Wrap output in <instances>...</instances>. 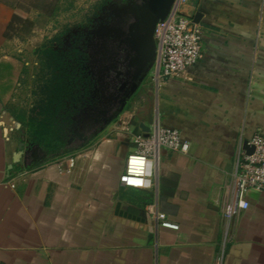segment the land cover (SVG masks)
Returning <instances> with one entry per match:
<instances>
[{
  "label": "crops",
  "instance_id": "obj_1",
  "mask_svg": "<svg viewBox=\"0 0 264 264\" xmlns=\"http://www.w3.org/2000/svg\"><path fill=\"white\" fill-rule=\"evenodd\" d=\"M23 2L0 0V264H264V192L249 191L230 223L223 215L244 142L264 136V0H191L181 12L200 15L202 60L140 90L85 146L28 164L12 105L31 33L53 25ZM156 116L189 151L163 150L150 189L123 187L134 137Z\"/></svg>",
  "mask_w": 264,
  "mask_h": 264
},
{
  "label": "flooded vegetation",
  "instance_id": "obj_2",
  "mask_svg": "<svg viewBox=\"0 0 264 264\" xmlns=\"http://www.w3.org/2000/svg\"><path fill=\"white\" fill-rule=\"evenodd\" d=\"M90 1L87 25L68 32L53 50L64 61L67 88L76 94L60 104L51 121L53 136L69 151L85 146L100 134L105 121L118 113L140 74L131 66L134 52L129 27L133 18L125 6L141 1ZM26 143L23 152L28 164L36 144ZM42 149L49 155V150Z\"/></svg>",
  "mask_w": 264,
  "mask_h": 264
},
{
  "label": "built area",
  "instance_id": "obj_3",
  "mask_svg": "<svg viewBox=\"0 0 264 264\" xmlns=\"http://www.w3.org/2000/svg\"><path fill=\"white\" fill-rule=\"evenodd\" d=\"M190 1L175 0L168 17L157 25L154 81L158 87L168 79L184 74L203 58L202 29L191 17L181 12V7ZM134 141L137 150L128 157L125 172L120 177L121 186L134 189H150L153 186L154 172L160 164L163 150L188 153L190 147L188 142L182 140L178 130L164 127L159 117L152 122L149 138L137 134ZM249 145L254 152L248 154L241 149L237 158L235 194L223 209L227 223L249 208V191L264 192V136H254ZM75 164L76 158L69 156L59 163V167L61 172L71 173ZM158 218L163 228L179 230V225L168 221L164 214L158 215Z\"/></svg>",
  "mask_w": 264,
  "mask_h": 264
},
{
  "label": "rangeland",
  "instance_id": "obj_4",
  "mask_svg": "<svg viewBox=\"0 0 264 264\" xmlns=\"http://www.w3.org/2000/svg\"><path fill=\"white\" fill-rule=\"evenodd\" d=\"M24 7L29 10L40 8L50 15L52 29H39L31 33L24 58L29 62L27 77L23 83V92L18 95L12 105L13 110L22 115L26 124L30 123V116L35 117L33 109L44 97L45 87L50 86L64 74L57 62L53 61L54 47L65 39L70 31L79 30L87 25L89 19L88 5L90 0H24ZM52 13V15H51ZM56 53V52H55ZM55 58V57H54ZM59 65V66H58ZM144 85L158 90L154 81V66ZM125 113V112H124ZM123 113V114H124ZM121 115V117L123 116ZM158 117V116H156Z\"/></svg>",
  "mask_w": 264,
  "mask_h": 264
},
{
  "label": "water",
  "instance_id": "obj_5",
  "mask_svg": "<svg viewBox=\"0 0 264 264\" xmlns=\"http://www.w3.org/2000/svg\"><path fill=\"white\" fill-rule=\"evenodd\" d=\"M141 3H133L125 6L127 14L133 18V22L129 27L130 43L132 45V51L134 57L131 60V66L138 68L140 74L136 77V82L132 88V92L128 94L123 102L120 110L116 115L105 121V124L101 127L100 133L113 122L118 120L125 112L128 102L140 92V90L147 88L144 85L147 73L153 68L157 59V43L155 40V31L158 23L164 21L170 14L175 0H140ZM198 14L195 17V22L198 23ZM17 127L20 128L21 124L17 123ZM142 129V135L144 138L150 137V129L144 123L140 125ZM22 146L25 145L26 130H22ZM244 149L248 154L254 152V148L249 145L248 141L244 142ZM33 160L32 163H37L46 158L47 154L40 145H35L32 148Z\"/></svg>",
  "mask_w": 264,
  "mask_h": 264
},
{
  "label": "trees",
  "instance_id": "obj_6",
  "mask_svg": "<svg viewBox=\"0 0 264 264\" xmlns=\"http://www.w3.org/2000/svg\"><path fill=\"white\" fill-rule=\"evenodd\" d=\"M53 55L55 57H53V61L57 62L65 71L66 68L63 59L55 51ZM66 78V72H64L60 76L59 81L56 80L50 86L45 87L43 99L39 100V104L35 102L36 105L33 109L35 117L30 116V123L26 124L31 142L49 150V157H56L70 152L65 148V143L53 136V122H51L60 104L65 99L76 96V94L67 88ZM72 86L70 85V88Z\"/></svg>",
  "mask_w": 264,
  "mask_h": 264
}]
</instances>
